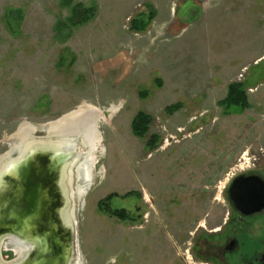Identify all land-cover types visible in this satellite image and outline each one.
<instances>
[{"label":"rangeland","instance_id":"374dc122","mask_svg":"<svg viewBox=\"0 0 264 264\" xmlns=\"http://www.w3.org/2000/svg\"><path fill=\"white\" fill-rule=\"evenodd\" d=\"M60 1L0 0V157L22 124L43 126L83 103L95 106L104 115L90 183L69 200L73 257L211 264L190 247L229 212L228 181L246 170L264 176V0H73L95 4L94 17L56 33L70 13ZM149 6L155 17L133 30ZM232 82L244 85L249 105L224 113L219 101ZM139 111L151 118L142 137L130 128ZM153 133L158 145L147 149ZM80 145L73 156L83 155ZM131 191L140 199L114 196L110 205L131 217L141 208L139 222L98 210L107 195ZM8 242L0 241L4 261L17 255Z\"/></svg>","mask_w":264,"mask_h":264},{"label":"water","instance_id":"95a60500","mask_svg":"<svg viewBox=\"0 0 264 264\" xmlns=\"http://www.w3.org/2000/svg\"><path fill=\"white\" fill-rule=\"evenodd\" d=\"M35 132L27 139L33 143H49L46 134L35 136ZM41 144L30 153L23 154L19 162L16 160L19 149L9 154L7 151L0 159V164L5 161L19 164L12 170L14 173L0 174V241L3 237L14 236L24 244H31L26 257L21 260L4 261L0 253V264L81 262L73 257L71 247L74 215L65 222L61 214L71 200L65 201L61 191V166L73 155L75 148L57 158L53 150L40 148ZM239 180V195L234 199L233 184ZM228 195L230 199L237 200V207L244 208L246 214L264 209V182L257 176L238 177L229 185Z\"/></svg>","mask_w":264,"mask_h":264},{"label":"bare ground","instance_id":"6f19581e","mask_svg":"<svg viewBox=\"0 0 264 264\" xmlns=\"http://www.w3.org/2000/svg\"><path fill=\"white\" fill-rule=\"evenodd\" d=\"M103 115L104 113H101L95 106L83 103L77 108L72 109L65 115L59 117L60 119L58 118L52 122L43 124V126L42 124L40 126H36L24 123L19 127L18 132L14 135V137L18 140L17 144H15L14 148L8 151L7 154L19 149L16 157L17 162H19L21 161L23 154L30 153L34 149H37L38 144L41 143H33L27 139L33 131H44L46 133L49 143H42L40 148L43 150H53V154L56 155L57 158H62L63 155L67 154V152H72L76 143L79 142L83 147V155H71L68 160L64 161L61 166L60 184L62 194L64 198H66L65 201L68 199H80L81 197L78 196L83 193L87 184L90 183L92 162L91 155L99 146L101 139V136L97 131V121L99 118L103 117ZM41 126L42 128L39 130H34L35 128ZM17 162H1L0 174L5 172L14 173L15 171L12 170H14L15 166L19 165ZM74 179L76 182L73 181ZM66 205L67 206H64L61 213L65 222L70 221L71 216L74 215L73 206L68 203ZM9 242L12 243V246L14 247L13 249L17 253L16 260H21L26 257L28 250L31 247L30 243L24 244L21 240L14 236H11ZM9 263L10 262L7 264ZM76 264L83 263L77 261Z\"/></svg>","mask_w":264,"mask_h":264},{"label":"flooded vegetation","instance_id":"af4514ba","mask_svg":"<svg viewBox=\"0 0 264 264\" xmlns=\"http://www.w3.org/2000/svg\"><path fill=\"white\" fill-rule=\"evenodd\" d=\"M248 176H257L264 182L263 175L251 170L237 173L231 177L225 186L229 212L226 213L219 226L207 232L209 237L206 238L201 234L194 240L190 247L194 257L206 259L208 262H212L211 264H264V225H262L264 224V209L246 214L244 208L237 207V200L234 199L239 195L238 186L241 180L233 184L235 187L234 199H230L228 195V187L235 179ZM255 220L259 222L253 229L251 223ZM8 244L12 246V243L8 242ZM208 247L212 248L210 252L206 251ZM198 250L203 253H198ZM16 256L15 254L14 258Z\"/></svg>","mask_w":264,"mask_h":264},{"label":"trees","instance_id":"16d2710c","mask_svg":"<svg viewBox=\"0 0 264 264\" xmlns=\"http://www.w3.org/2000/svg\"><path fill=\"white\" fill-rule=\"evenodd\" d=\"M60 6L63 8H68L69 16L65 18V20H58L55 23L56 33L63 26L76 27L87 23L91 18L94 17L96 12V5L91 4L86 6L82 3H73V0H61ZM142 14H145L147 17L143 19ZM156 12L152 6H149L147 12L140 13L139 17L132 19L131 28L135 31H143L147 24L151 22V20L155 17ZM219 104L222 105L224 109V113L230 112H240L248 107L249 103L247 100V95L244 89V85L240 82H232L228 84L227 93L223 99L219 101ZM178 107L177 104H172L166 107L167 112H171L172 110ZM151 118L148 114L139 111L137 112L131 120L130 128L135 136L142 137L145 133L148 132L150 127ZM159 137L157 134H151L147 139L145 147L147 149H154L158 145ZM135 194L137 199H140V194L137 192H128L122 196H118L116 193H111L107 195L105 198L101 199L97 203V208L99 211L106 212L110 215H114L121 220L125 221H134L139 222L141 219L142 209L136 208L135 216L131 217L128 212L124 208L113 209L110 205L111 199L116 197H126L129 195ZM141 210V211H140Z\"/></svg>","mask_w":264,"mask_h":264}]
</instances>
